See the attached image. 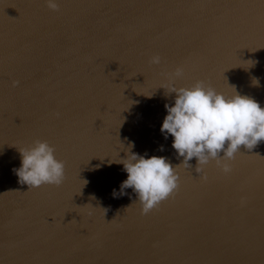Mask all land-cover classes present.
Returning <instances> with one entry per match:
<instances>
[{"label": "water", "instance_id": "1", "mask_svg": "<svg viewBox=\"0 0 264 264\" xmlns=\"http://www.w3.org/2000/svg\"><path fill=\"white\" fill-rule=\"evenodd\" d=\"M57 3L0 0V264L106 211L46 264H264V141L199 174L161 132L172 87L204 81L264 107V0ZM37 139L65 162L60 186L29 190L13 171ZM129 148L178 166V190L146 215L132 188L119 194ZM211 194L225 195L213 219L174 220Z\"/></svg>", "mask_w": 264, "mask_h": 264}, {"label": "clouds", "instance_id": "2", "mask_svg": "<svg viewBox=\"0 0 264 264\" xmlns=\"http://www.w3.org/2000/svg\"><path fill=\"white\" fill-rule=\"evenodd\" d=\"M46 4L52 10L59 9L57 0H46ZM160 60L156 55L150 63L159 64ZM171 75L180 77L183 69L177 68ZM18 83L13 81V86ZM167 91L176 96L174 104L165 105L167 115L161 132L165 138L168 135L174 138L172 147L178 157L184 158L182 164L185 167H191L189 161L196 157L197 173H202V166L211 160H216L217 165L228 173L231 165L227 161L235 158L241 146L251 151L264 141V107L255 99L238 93L226 97L204 81ZM19 151L21 166L13 171L29 190L43 184L60 186L63 183L65 162L56 158L53 145L37 139L32 146ZM119 162L128 174L119 194L124 195L125 189L132 188L141 204V214H148L179 188L178 166L173 167L163 156L147 157L129 148L126 158ZM202 178L206 180L207 175ZM113 195H117L115 189Z\"/></svg>", "mask_w": 264, "mask_h": 264}, {"label": "bare ground", "instance_id": "3", "mask_svg": "<svg viewBox=\"0 0 264 264\" xmlns=\"http://www.w3.org/2000/svg\"><path fill=\"white\" fill-rule=\"evenodd\" d=\"M224 203V194H211L196 198L190 202L180 204L178 212L181 215H176L174 220H178L188 213H195V215H202L207 218L210 215L213 219V213L221 210ZM104 217L105 215L97 216L90 221H83L70 226L51 236V238L44 239L31 246L28 250L13 256V258L6 264H46L63 248L67 247L77 239H80L81 236L86 234L89 230L94 229L101 224L103 222L101 219Z\"/></svg>", "mask_w": 264, "mask_h": 264}]
</instances>
